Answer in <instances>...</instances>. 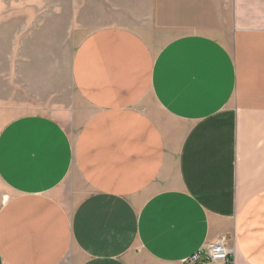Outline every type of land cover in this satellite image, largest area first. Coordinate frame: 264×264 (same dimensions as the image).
I'll list each match as a JSON object with an SVG mask.
<instances>
[{"label": "crops", "instance_id": "1", "mask_svg": "<svg viewBox=\"0 0 264 264\" xmlns=\"http://www.w3.org/2000/svg\"><path fill=\"white\" fill-rule=\"evenodd\" d=\"M230 10L229 45L189 34L154 54L128 29L89 34L76 135L0 121V264H181L218 241L264 264V0Z\"/></svg>", "mask_w": 264, "mask_h": 264}, {"label": "rangeland", "instance_id": "2", "mask_svg": "<svg viewBox=\"0 0 264 264\" xmlns=\"http://www.w3.org/2000/svg\"><path fill=\"white\" fill-rule=\"evenodd\" d=\"M230 17V0H0V121L44 115L76 135L88 108L74 87L72 62L89 34L128 29L156 54L189 34L229 45Z\"/></svg>", "mask_w": 264, "mask_h": 264}, {"label": "built area", "instance_id": "3", "mask_svg": "<svg viewBox=\"0 0 264 264\" xmlns=\"http://www.w3.org/2000/svg\"><path fill=\"white\" fill-rule=\"evenodd\" d=\"M231 253L223 241H218L201 249L181 264H232Z\"/></svg>", "mask_w": 264, "mask_h": 264}]
</instances>
